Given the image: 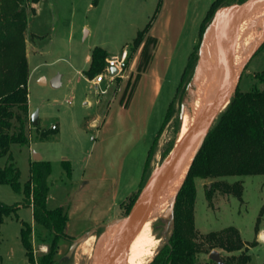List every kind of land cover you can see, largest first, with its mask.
<instances>
[{
    "label": "rangeland",
    "instance_id": "374dc122",
    "mask_svg": "<svg viewBox=\"0 0 264 264\" xmlns=\"http://www.w3.org/2000/svg\"><path fill=\"white\" fill-rule=\"evenodd\" d=\"M158 1L40 0L39 3L35 4L36 12L28 16L26 36V53L29 60L28 94L31 107L35 112H38L40 117L39 123L27 125L30 134L29 143H32V150L34 149L38 153L39 150L46 152L45 147L48 146L49 154H46L50 155L52 160V172L49 180L51 185L56 181L53 180L55 178L63 183L71 181L63 159H59L57 152H65L70 154L71 158L78 160L79 164L75 165L73 174L75 178L80 175V159L91 144L90 136L93 129L89 127L88 121L93 119L97 112V104L91 106L85 103L87 98L92 101L99 98L102 101L103 113H106L115 94L118 76L113 80L111 87H108L106 93L96 92L94 85L88 82L84 74V70L86 71L88 68L85 55L90 51V48H94L96 45L106 48L114 47L120 51L128 42H132L138 31L144 29L146 23L155 14ZM211 1L191 0L190 2V10L185 29L180 38L181 41L173 54V62L155 106L150 135L147 137V141L137 147L128 157L123 171L121 194L117 203L124 200L133 190L139 188L138 185L143 176V165L147 158V152L151 148L153 153L149 179L152 178L155 168L164 166L166 157L178 141L184 110L188 108V113L191 116L195 115L198 103L195 85L196 71L201 55L207 50V43L211 40L209 33L211 26H215L211 34L213 36L225 28L227 24L237 20L236 18L232 19L235 15L250 12L248 10L255 8L260 0H247L245 2L244 0L242 2L232 0L231 4L220 8L215 13L202 35L198 36L201 21L210 8ZM243 10L245 12L241 13ZM196 43H198L196 50L198 59L193 70L194 74L185 92L181 94L182 97L179 95L175 104L178 128L175 130V120L177 119L175 117L160 132L168 105L176 94L181 72ZM129 47L130 45L126 48L129 49ZM220 63L223 64H219L217 69H213L211 83L202 96L204 99L202 98L201 101L204 109L215 89L219 90L229 78L232 65L230 47L224 53ZM263 69L264 42L245 66L238 88L246 91L254 85L261 87L257 82V74ZM56 75H60L61 82L63 81L62 85L58 87H54L51 83ZM43 79L48 81L42 83ZM106 82L109 81L106 80ZM213 86L216 88L214 89ZM52 124L59 126V129L53 130ZM47 130L49 137L47 140L41 139V131ZM49 140L52 141L49 142ZM28 147L29 145L21 146L16 143L11 147L13 160L21 170L22 182H25L29 175V162L25 157ZM6 163V157H1L0 166H4ZM222 179L230 184L241 180L243 185L242 196L234 192L230 194L216 192L212 202H210L206 196L205 186L209 185L213 179L196 178L197 196L194 205L196 228L199 232H209L235 225L245 242V248L233 252L221 248L213 250H218L227 264L244 263L247 255H250L247 264H264V214L260 218L259 231L256 232L255 230L257 218L264 203V174L231 175ZM0 199L10 205H19L18 215L6 216L0 226V264H39L38 257L50 253L55 241L58 247L54 254L55 261L53 264H92L94 256L97 254L100 239L104 236L107 239V234L113 227H105L100 231L95 230L84 235L83 238L78 239L79 243L74 252L67 256L73 242L70 239L60 238L61 234H54L41 226H37L34 221L33 210L24 205V194L14 192L9 184L0 183ZM171 202L172 199L169 200L163 210L158 211L151 219L152 233L158 241L153 246V253L147 256L141 264H148L155 256H161L167 252L172 225L169 226L168 220L163 219L162 215ZM50 204L52 205L53 202L51 201ZM118 209L119 205H116L113 213L116 214ZM123 213L124 210L122 209V216L125 215ZM122 216L110 220L109 223L116 222ZM22 221L29 223L32 227L34 261L28 259L24 244L21 241ZM91 236H93L92 240L89 239ZM113 237L114 232H112ZM201 256L202 261L210 259L209 254H202Z\"/></svg>",
    "mask_w": 264,
    "mask_h": 264
},
{
    "label": "trees",
    "instance_id": "16d2710c",
    "mask_svg": "<svg viewBox=\"0 0 264 264\" xmlns=\"http://www.w3.org/2000/svg\"><path fill=\"white\" fill-rule=\"evenodd\" d=\"M40 0H0V158L6 157L7 163L0 166V183L9 184L14 192L24 194V205L33 210L37 226L48 232L61 234L60 238L70 239L65 233L67 215L62 207H47L49 191V175L52 170L50 160H33L28 179L21 181V170L13 160L11 147L14 143L21 146L29 145L30 134L27 125L30 124L29 110V60L27 58L28 16L35 13V4ZM98 0H94L97 2ZM242 2L243 0H237ZM232 0H212L210 8L202 19L198 36H201L210 19L222 7L231 4ZM163 0H159L155 14L146 23L144 29L138 31L129 47V64L134 53L145 42L141 52V60L137 67L138 76L145 69L151 52L150 45L156 40L150 36V30L162 10ZM243 10L241 13H244ZM248 12V11H246ZM196 43L189 54L188 61L182 70V75L176 94L170 101L163 118V130L170 120L175 119V130L179 123L176 115V100L185 92L195 68L198 56ZM91 63L85 74L89 79L103 72L108 65L109 54L105 48L96 45L91 52ZM128 64V66H129ZM137 76V77H138ZM119 78V77H118ZM257 82L246 91L237 89L230 99L228 106L218 115L215 123L205 138V142L197 154V158L189 170V174L177 194L175 202V219L167 243V252L155 258L148 264H217L212 259L202 261V254H209L213 249L221 248L226 251L243 250L245 242L239 229L233 225L220 230L199 232L194 222L195 201L197 189L195 179H213L205 186L207 199L212 202L216 192L242 196L241 180L230 184L224 177L231 175L247 176L248 174H264V69L257 74ZM180 97V98H181ZM49 131H41L40 138L47 140ZM152 148L147 152L143 168V176L139 188L121 204L127 215L132 205L146 185L150 173ZM67 172L69 162L64 163ZM19 205H10L0 199V226L8 215H18ZM264 214V203L257 218L255 227L259 231L260 218ZM105 229L100 226L96 230ZM1 232V227H0ZM32 227L22 221L21 241L26 255L34 261ZM57 243L52 246L50 253L38 257L39 264H53ZM250 260L246 256L244 263Z\"/></svg>",
    "mask_w": 264,
    "mask_h": 264
},
{
    "label": "crops",
    "instance_id": "0c3cea01",
    "mask_svg": "<svg viewBox=\"0 0 264 264\" xmlns=\"http://www.w3.org/2000/svg\"><path fill=\"white\" fill-rule=\"evenodd\" d=\"M190 2L191 0H163L162 10L150 30V36L156 40L155 45H150L148 50L151 52V58L138 76L137 67L141 60L140 55L144 42L134 53L125 75L117 78L115 94L106 113H103L102 101L99 98L96 101L87 98L85 103L91 106L97 104V112L93 119L88 121L89 127L94 131L92 130L90 136L91 144L80 159V175L78 177L75 178L73 173L75 165L79 164V161L71 158L70 154L62 151L57 152L59 159L62 158L64 163L65 161L69 162L70 170L67 173L71 177V181L63 183L57 178H52L56 180L52 185L49 181L47 207H62L65 210L67 215L65 233L72 237V240L81 239L100 226L106 227L105 224L110 220L122 216V202L137 190H133L124 200L117 203L121 194L123 171L128 157L137 147L147 141L146 139L150 135L155 106L173 62V54L181 41L180 38L190 10ZM132 42H128L122 49L128 47ZM103 48L106 49L109 57L119 52L114 47ZM93 49L90 48V51L85 55L88 68ZM86 78L93 84L92 79H89L87 75ZM47 81V79H43L42 83ZM62 83L63 81L60 85ZM112 83L104 81L100 87L106 89L107 92ZM29 110L31 119V114L35 110L31 107L30 100ZM39 121L40 117L38 116L37 123ZM30 124L32 123L30 122ZM52 129L58 130L59 126L52 127ZM45 149L46 152L39 150L41 159L50 160L52 163L51 157L48 155V146ZM34 151L32 143H29L25 152L29 170L31 162L34 160L32 156ZM116 205H119V209L114 214Z\"/></svg>",
    "mask_w": 264,
    "mask_h": 264
},
{
    "label": "water",
    "instance_id": "95a60500",
    "mask_svg": "<svg viewBox=\"0 0 264 264\" xmlns=\"http://www.w3.org/2000/svg\"><path fill=\"white\" fill-rule=\"evenodd\" d=\"M247 0H244V2ZM251 12V27L244 34H247V42L243 55L245 56L242 65L239 68L238 75L235 82H232V72L228 80L222 85L219 90L215 89L212 97L208 100L206 108L204 109L202 116L199 120L197 131L185 148L181 151L180 157L173 162L169 163L162 172V175L151 184V179H148L146 185L141 190V193L132 205L131 211L116 220L114 223L105 224L106 227L113 226L111 229L119 226L115 236L112 238L110 244L107 246L103 244L99 252L94 256L92 264H112L115 257L118 255L116 264H124L130 244L132 243L133 236L140 226V222L149 213L152 205L158 200L163 199L165 194L177 185V191L174 193V197L170 205L167 206L166 211L162 215L163 219H167L169 226L174 227L175 219V202L177 194L180 191V187L188 176V172L197 158V154L202 148L205 138L212 129L218 115L228 106L230 99L237 91L241 76L245 66L249 63L255 52L261 47L264 42V35L259 39L254 37V33L261 29L264 23V0L258 2V6L248 10ZM252 31V32H251ZM243 34V35H244ZM230 47V43L226 46L224 53ZM223 53V55H224ZM223 58V57H222ZM217 66L220 64V62ZM216 66V67H217ZM215 67V68H216ZM111 73L116 74L117 69L111 68ZM54 87H58L61 84V76L56 75L51 81ZM38 112L31 114V123L37 124ZM34 160H40V153L34 151ZM150 178V177H149ZM72 245L67 253L70 256L76 247L78 246V240H72ZM210 259L217 264H227L218 250H212L210 253Z\"/></svg>",
    "mask_w": 264,
    "mask_h": 264
},
{
    "label": "bare ground",
    "instance_id": "6f19581e",
    "mask_svg": "<svg viewBox=\"0 0 264 264\" xmlns=\"http://www.w3.org/2000/svg\"><path fill=\"white\" fill-rule=\"evenodd\" d=\"M234 18H236L237 20L230 22L229 24H227L225 28L221 29L220 31L215 33L213 36H211V34L214 31L215 26L214 25L211 26V29L209 31L211 40L207 43V50L201 55L202 57H201L199 66L196 71L197 75H196L195 85H196L198 103L196 107V112L194 113L195 115L191 116L188 113V108L184 110L183 112L184 116L181 122L182 123L181 130H180L179 137L177 139L178 141L174 149L166 157L164 166L157 167L153 171V176L151 178V184L155 183V181L162 175L163 170L169 163L173 162L174 160L180 157L181 151L185 148V146L188 144V142L191 140V138L196 133L199 120L202 116L200 114L202 113L204 109V105L202 104V101H201V99L203 98L202 96L205 94L209 84L211 83L213 69L217 66L221 58L224 56L223 55L224 50L229 43H230V55L232 58V65H231L232 82L233 83L235 82L236 77L239 72L238 70L240 66L242 65L244 58H245L243 53L245 51V46H246V42L248 38H247V34H244V32H246L251 27V24H252L251 12L244 13L243 15H235L232 19ZM263 26H264V23L261 26V29H258L254 33V37L256 38L261 37V35L264 33ZM220 64H223V63H220ZM176 189H177V185L172 189L171 192L169 190L167 194H165L163 199H158L152 205V208L149 210V213L140 222V226L136 230L133 236V239H132V243L129 246L128 253L126 256L127 259L124 264H141L147 256L153 253V246L155 242H157L158 240H156V238L154 237L152 233V228L150 224L151 219L153 218L154 214H156L158 211L163 210L166 207L170 199H173L174 193H176L177 191ZM118 228L119 226H116L115 228L111 229L107 234V239H105V236L100 239L99 241L100 243L98 244L97 253L99 252L103 244H106L107 246L110 244L112 240V232H114V236H115ZM92 237L93 236H91L89 239H91ZM117 257L118 255L115 257L112 264L117 263V260H118Z\"/></svg>",
    "mask_w": 264,
    "mask_h": 264
},
{
    "label": "built area",
    "instance_id": "2783aa9c",
    "mask_svg": "<svg viewBox=\"0 0 264 264\" xmlns=\"http://www.w3.org/2000/svg\"><path fill=\"white\" fill-rule=\"evenodd\" d=\"M129 49L123 48L121 51H119L116 54H112V56L108 59V65L105 68L103 72L98 73L94 79H92L93 85L98 92H106V89H102L100 85L102 82L108 80L109 84L112 83V81L118 76H124L125 71L128 69L129 64ZM115 67L117 69V73L113 74L111 73V68ZM108 84V85H109ZM53 128H56L57 126L55 124L52 125Z\"/></svg>",
    "mask_w": 264,
    "mask_h": 264
}]
</instances>
